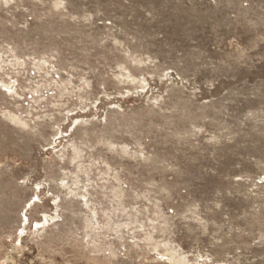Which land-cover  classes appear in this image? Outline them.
Returning <instances> with one entry per match:
<instances>
[{
  "label": "rangeland",
  "instance_id": "374dc122",
  "mask_svg": "<svg viewBox=\"0 0 264 264\" xmlns=\"http://www.w3.org/2000/svg\"><path fill=\"white\" fill-rule=\"evenodd\" d=\"M0 264H264V0H0Z\"/></svg>",
  "mask_w": 264,
  "mask_h": 264
}]
</instances>
